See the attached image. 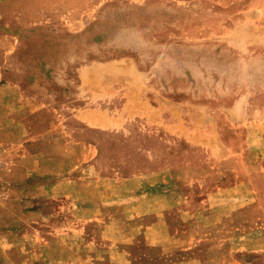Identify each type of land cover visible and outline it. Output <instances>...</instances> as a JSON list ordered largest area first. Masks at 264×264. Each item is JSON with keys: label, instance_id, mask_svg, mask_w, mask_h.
Masks as SVG:
<instances>
[{"label": "rangeland", "instance_id": "obj_1", "mask_svg": "<svg viewBox=\"0 0 264 264\" xmlns=\"http://www.w3.org/2000/svg\"><path fill=\"white\" fill-rule=\"evenodd\" d=\"M0 36L8 46L3 78L25 88L30 109L51 103L31 118L49 124L58 112L62 139L73 131L93 141L105 174L198 160L202 150L165 131L177 115L180 128L189 125L190 112L207 114L204 132L230 150L264 145V122L252 115L264 108V0H0ZM90 114L107 128H88L82 120ZM223 162H260L264 174V154L245 151ZM5 180L0 174V189ZM227 185L234 200L225 208L240 215L226 224L241 225L246 239L264 231V179L251 193L250 185ZM206 188L188 189L196 196ZM44 207L49 219L18 217L19 231L0 233V264H91L88 234L59 233L67 209L58 201ZM258 242L264 250V239ZM242 248L238 256L264 262V253Z\"/></svg>", "mask_w": 264, "mask_h": 264}, {"label": "crops", "instance_id": "obj_2", "mask_svg": "<svg viewBox=\"0 0 264 264\" xmlns=\"http://www.w3.org/2000/svg\"><path fill=\"white\" fill-rule=\"evenodd\" d=\"M6 39L0 36V174L7 177L0 189L6 207L0 208V233L19 231L18 217L28 219L34 214L49 219L44 205L58 201L69 213L58 232L88 234L91 264H257L238 253L243 246L264 253L258 242L264 239L258 236L264 231L251 230L247 239L242 238L241 225L226 224L227 218L240 214L226 209L225 201L234 200L226 196L227 184L250 185L253 192V184L264 179L263 168L260 162L236 166L223 161L245 151L264 154V145L230 150L211 140L210 128L204 132L210 125L207 114L190 112L189 125L180 128L177 115L165 131L202 150L198 160L185 159L149 171L137 168L128 175L105 174L97 167L99 150L93 141L73 131L62 139L65 127L54 107L57 115L52 124H44L40 115L31 118L51 103L42 101L30 109L33 104L25 88L3 78L1 49L7 53ZM263 109L252 114L256 121L264 122ZM83 119L88 128H107L91 114ZM33 142L39 147H33ZM193 185L207 188L193 196L188 189ZM19 206L25 210L17 211ZM215 234L217 240L211 239Z\"/></svg>", "mask_w": 264, "mask_h": 264}]
</instances>
